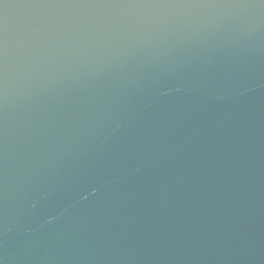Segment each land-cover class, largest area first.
<instances>
[{
  "label": "water",
  "instance_id": "water-1",
  "mask_svg": "<svg viewBox=\"0 0 264 264\" xmlns=\"http://www.w3.org/2000/svg\"><path fill=\"white\" fill-rule=\"evenodd\" d=\"M0 264H264V0H0Z\"/></svg>",
  "mask_w": 264,
  "mask_h": 264
}]
</instances>
